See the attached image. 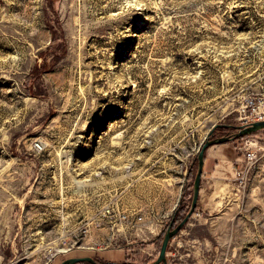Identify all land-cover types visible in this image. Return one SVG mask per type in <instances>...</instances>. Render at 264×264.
I'll return each instance as SVG.
<instances>
[{
	"label": "rangeland",
	"instance_id": "1",
	"mask_svg": "<svg viewBox=\"0 0 264 264\" xmlns=\"http://www.w3.org/2000/svg\"><path fill=\"white\" fill-rule=\"evenodd\" d=\"M260 92L264 0H0V264H153L213 129L161 264H264V129L233 138Z\"/></svg>",
	"mask_w": 264,
	"mask_h": 264
},
{
	"label": "water",
	"instance_id": "2",
	"mask_svg": "<svg viewBox=\"0 0 264 264\" xmlns=\"http://www.w3.org/2000/svg\"><path fill=\"white\" fill-rule=\"evenodd\" d=\"M222 125L224 124H219L218 126H222ZM224 126H228V125H224ZM261 129H264V120L244 124L239 128V132L236 133L233 138L242 137L244 135L251 134ZM213 133H214V129L211 130V133L209 134V136ZM209 136H208V139L204 142L198 154L199 166H198V172H197L195 182H194V194H193V202H192L191 209L189 213L187 214V216L177 226L174 227L173 222L168 226L165 232V236L163 238V243L161 246L159 257L153 264L168 263L167 253H168V247H169L170 241L175 235H177L182 230V228L185 226V224L190 219L191 215L196 210L197 203L200 197L202 177L204 175L206 150L208 149V147H210L211 145L215 143H220V142H224L226 140L231 139L230 137H222L219 139L211 140ZM83 261H88L91 264H103L92 256L70 257L68 259H65L61 264H78ZM108 264H113V262H108Z\"/></svg>",
	"mask_w": 264,
	"mask_h": 264
},
{
	"label": "built area",
	"instance_id": "3",
	"mask_svg": "<svg viewBox=\"0 0 264 264\" xmlns=\"http://www.w3.org/2000/svg\"><path fill=\"white\" fill-rule=\"evenodd\" d=\"M242 106L244 108V113L240 116L241 121L244 124L252 123L255 121L264 120V92L250 94L243 97ZM250 139L245 140V147L250 143ZM39 146V144L37 145ZM247 159L253 161L257 158V153L255 150L249 149L247 152ZM112 216H115L116 219H120L122 222L132 223V221H141L144 218V215L141 214H129L127 212L119 211L118 213L111 212V209L108 210ZM103 216H107V212L102 213Z\"/></svg>",
	"mask_w": 264,
	"mask_h": 264
},
{
	"label": "crops",
	"instance_id": "4",
	"mask_svg": "<svg viewBox=\"0 0 264 264\" xmlns=\"http://www.w3.org/2000/svg\"><path fill=\"white\" fill-rule=\"evenodd\" d=\"M215 146L217 145H214L213 147H210L207 150L206 159H205V170H204V175L202 178V184L205 178H208L209 176H213L217 172L224 173L221 168L224 167V165L227 164L228 160L230 159L227 153L221 152V149L224 147H215ZM200 194H202V188H201ZM162 230L163 228H156L155 224H152L149 228V233L151 234L157 233L159 235V233ZM109 259L112 260V258H109Z\"/></svg>",
	"mask_w": 264,
	"mask_h": 264
},
{
	"label": "flooded vegetation",
	"instance_id": "5",
	"mask_svg": "<svg viewBox=\"0 0 264 264\" xmlns=\"http://www.w3.org/2000/svg\"><path fill=\"white\" fill-rule=\"evenodd\" d=\"M84 256H91V255L86 254V255H84ZM92 257L96 258L98 261H100V262L103 263V264H108V261H107V262H104V261L101 260L99 257H95V256H92ZM83 263H84V264H91V263L88 262V261H83ZM113 264H115V263H113Z\"/></svg>",
	"mask_w": 264,
	"mask_h": 264
}]
</instances>
